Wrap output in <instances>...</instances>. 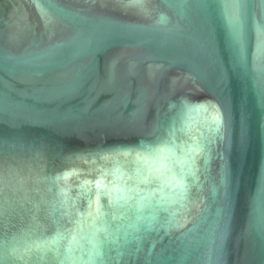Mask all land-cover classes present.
<instances>
[{
    "label": "water",
    "instance_id": "95a60500",
    "mask_svg": "<svg viewBox=\"0 0 264 264\" xmlns=\"http://www.w3.org/2000/svg\"><path fill=\"white\" fill-rule=\"evenodd\" d=\"M0 264H264V0H0Z\"/></svg>",
    "mask_w": 264,
    "mask_h": 264
}]
</instances>
